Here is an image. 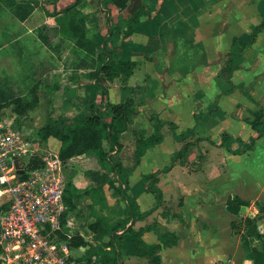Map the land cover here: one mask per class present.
I'll list each match as a JSON object with an SVG mask.
<instances>
[{
  "label": "crops",
  "instance_id": "1",
  "mask_svg": "<svg viewBox=\"0 0 264 264\" xmlns=\"http://www.w3.org/2000/svg\"><path fill=\"white\" fill-rule=\"evenodd\" d=\"M15 1L32 3L34 9L26 19L19 20L7 7L0 6V12L4 10L23 27L17 34L0 32V39L15 42L13 51L21 62L22 74L11 76V90L19 86L21 91L16 95L23 98L28 97L26 87H30L29 92L39 90L37 100L40 97L50 103V109L58 113L53 115L56 119L87 115L101 94L87 69L73 67L72 42L65 40L52 51L33 32L40 23L47 29L56 26L61 10L74 0ZM130 1L123 8L103 1L109 12L105 34L95 29L96 16L90 6L81 10L79 3L76 6L84 20L86 37L95 41H101L116 22H122L116 41H108L107 46L119 49L120 60L134 62L128 75L104 83L110 101L132 98L135 109L127 129L119 136L120 150L111 153L129 167L127 196L139 212L149 211L142 219H129L126 226L143 228L146 245L159 244L155 254L158 262L153 261L154 255L133 254L130 236L123 229L118 231L123 238L118 260L120 264H212L215 260L254 264L241 244L242 238H247L251 246L262 250L264 243V25L256 29L264 20V0H135L136 5ZM141 6L155 7L152 18L141 15L133 31L123 38L126 20L135 7ZM88 26L96 35L88 33ZM58 37L53 38L58 42ZM33 39L43 45L44 55L47 51L52 56L33 58V51H27L28 44L35 47ZM232 51L233 68L226 79L221 70L226 54ZM20 54H26V58ZM33 71L38 74L33 75ZM45 115L37 120L38 127L45 123ZM157 128L162 139L143 145L138 163L131 168L136 134L145 139L154 136ZM185 143L189 147L184 161H176L158 176L162 199L156 205L154 196L145 190L143 175L167 165ZM55 145L57 150L59 142ZM124 154L129 155L128 161L123 159ZM73 185L78 193L85 192L74 198L71 211L77 207L76 198L95 192L93 187L81 190ZM233 197L246 202L236 214L226 206L228 198ZM100 198L106 201L104 196ZM120 199L126 212V202L121 195ZM97 216L103 218L102 213ZM245 217L255 218L254 232L263 234L261 238L246 236ZM232 222L239 223V231L232 229ZM76 233L92 238L81 230ZM164 234L166 242L159 237ZM81 246L80 258L100 263L98 249L85 257L87 245Z\"/></svg>",
  "mask_w": 264,
  "mask_h": 264
},
{
  "label": "trees",
  "instance_id": "2",
  "mask_svg": "<svg viewBox=\"0 0 264 264\" xmlns=\"http://www.w3.org/2000/svg\"><path fill=\"white\" fill-rule=\"evenodd\" d=\"M127 1L106 0V2H112L118 8L126 6ZM79 2L80 0H74L73 3L61 10L62 14L57 18L56 26L48 28L49 34H41L40 29L37 33L40 40L48 49L57 50L63 45V41L65 40L72 42L71 49L74 56L73 67L76 69H87L89 71V77L93 79L95 87L100 90V100L92 106L87 115L73 117L68 121L53 118L47 112L45 115V123L36 129L35 136L43 144L50 147H53L51 145L53 140L59 142L57 154L63 161H67L73 156L95 153L101 163L109 166L113 179L118 183L116 189L126 202L127 217L125 219L114 224H109L106 220L97 216L93 222L89 223V229L93 239L92 242L87 243L83 236L74 233L68 240L69 244L74 247L87 245L85 257H90L98 249L102 254L99 264H120L118 252L123 238L121 234H118V231L123 229L130 236L132 253L136 255H154L153 261L157 263L158 256L155 254L157 248H159V244L146 245L142 239L143 228L134 230L131 225L126 226L129 219H142L149 211L139 212L127 196L128 169L119 160H116L111 153L112 151L118 152L120 150L121 143L119 136L127 129L135 113V109L132 98H125L119 102L110 101L108 90L104 83L112 81L114 77L119 75H128L134 67V62L120 60L118 58L119 49L116 46H107L106 40L100 42L86 37L83 17L76 8ZM162 2L163 0H161ZM1 5L7 7L19 20L26 19L34 9V4L32 3L16 2L15 0H0ZM152 9H155V7H135L131 16L125 22L122 37H127L133 31L141 15L152 18ZM263 25L264 20L256 29H260ZM43 28L41 27V29ZM54 35L59 36L58 42L51 44L48 38L50 36L53 38ZM232 53L233 51L226 54L225 65L221 70L226 79H229L233 68L231 62ZM11 83V76L0 77V110L11 105L12 111L17 119L20 117L25 118L26 113L37 105L36 92L34 89H31L30 96L25 98L20 95L12 96ZM169 125L173 128L172 124L169 123ZM161 139L162 135L158 132V128L154 136L145 139L140 134H136L135 149L133 151L134 161L131 168L138 163L143 145L146 143H158ZM104 144H106V147H104ZM188 147L189 143H185L171 155L167 165L143 175V179L146 181L145 190L154 196L156 205H159L162 199L161 190L157 186L158 176L168 171L170 166L176 161L183 162ZM34 164H38V161H34ZM78 195L77 189L68 181L63 194V201L66 208L60 218V223L64 231L66 230L65 221L67 213L75 208L74 198ZM245 203V201L238 197L228 198L226 202L227 210L236 214L238 213L239 206ZM259 217L260 215L257 218ZM243 223L246 227V236L255 234L256 237H262L263 234L257 231L254 232L256 226L255 218L245 217ZM232 229L239 231V223L232 222ZM165 235L167 234L159 236L164 242L167 241ZM60 237L66 238L63 233H60ZM105 237L108 239L103 241ZM103 246L109 248L103 249ZM241 246L245 256L252 259L254 264H264V243L262 250H258L255 246L250 245L247 238H242Z\"/></svg>",
  "mask_w": 264,
  "mask_h": 264
},
{
  "label": "built area",
  "instance_id": "3",
  "mask_svg": "<svg viewBox=\"0 0 264 264\" xmlns=\"http://www.w3.org/2000/svg\"><path fill=\"white\" fill-rule=\"evenodd\" d=\"M11 120L0 110L1 264H95L80 258L78 251L84 248L69 244L74 233L64 231L60 223L66 208V161L57 150H47L33 129Z\"/></svg>",
  "mask_w": 264,
  "mask_h": 264
},
{
  "label": "rangeland",
  "instance_id": "4",
  "mask_svg": "<svg viewBox=\"0 0 264 264\" xmlns=\"http://www.w3.org/2000/svg\"><path fill=\"white\" fill-rule=\"evenodd\" d=\"M48 1H52V0H48ZM103 1L106 0H80L79 2L80 10L81 8H86L87 6H90L92 10L91 12H94L96 16L94 18L95 29L98 31V34L99 32H103L105 34V26H107L106 13H109L107 12L108 9L106 10L104 9L105 5ZM130 2L131 4L136 5L135 0L134 1L131 0ZM92 21L93 20H90V22ZM115 24H116L115 28L111 31V33L109 34L107 33L108 35H104L102 33L100 34L102 36L104 35L102 38H100L102 39L101 40L102 42L105 40L107 42L116 41L117 38L115 39L114 37L119 32L118 29L120 26H122V22L118 21ZM43 26L44 24L40 23L36 28H34L33 32L37 35V37H38L37 32L39 29L41 30V34H47L49 32V30L48 29L46 30L45 27L41 29V27ZM22 28L23 27L19 26L18 22H16L15 19H13V16L7 14L4 10L0 12V32L5 33V35L17 34L18 32L21 31ZM87 28H88V33L90 35L95 33V30H93L91 34V32L89 31V26ZM3 38L6 39L7 36H3ZM96 40L98 39L96 38ZM12 42L11 43L9 41L5 42V40L0 39V52L2 51V53L0 54V73L13 76L14 78V76H18L22 74V72H21V62H19L18 59L19 56L13 51V45L15 42L13 43ZM33 42H37L35 43V47H31L30 46L31 43H30L28 44V48H27V51L29 53L30 51H33V58L38 60V58L40 59L41 57H45L49 54L46 51L44 55V53L41 51L43 45L39 44L40 41H38L37 39H33ZM50 42L51 44H53L56 43L57 41L56 39L50 37ZM46 50L48 49L46 48ZM52 51H55V49H53ZM22 55H23L22 57L25 59L26 54H22ZM48 56H52V55L50 54ZM29 71H30L29 73L32 75V70ZM36 74H38V72L33 71V75ZM30 78L31 77H29V79ZM28 87L25 88V91L27 96L29 97L30 87L29 88ZM11 91H12V96H15L16 94L20 93L21 89L19 86L16 85L13 87ZM35 92H37L38 95L40 94L39 90ZM38 100H37V105L26 113L25 118L20 117L19 119H17L12 111L11 105L2 108V115L7 119L10 118V120L12 118L11 123L15 126H23L25 128L33 129L35 135L36 129L39 128L37 120H39L41 114L45 115V113L49 112L50 115L52 113L51 117H53V115L56 114L58 115V113H55L53 108L50 109V105H51L50 103L48 102L45 103L44 101H41L40 97H38ZM61 120L68 121L70 119H61ZM55 144H57V141L53 140L51 143L53 147L46 145L47 150L55 151L56 150ZM105 146L106 145L104 144V147ZM114 158L116 160H120V157L118 155L114 156ZM129 158H130L129 155L127 154L123 155V159H125L126 161H128ZM66 171H67V180L70 181L72 185L75 184V186H77L81 190L83 189L86 190V188H91V187L95 188V192L93 194L86 196L82 195L75 199L77 207L74 211H71V214H69V212L67 213V218L65 221V225H66L65 228L68 232H71L70 230H72L73 233H76L81 230V232H83L84 234L89 233L90 232L89 222L95 220L96 216L101 213L103 214V219L106 220L107 222L109 221V223L112 224L117 223L122 218L126 217V212L124 207L125 203L120 199L119 192L116 189L118 183L117 181H115V179H113L109 166L107 164L101 163L98 160L95 153H88L81 159L74 157L73 159L66 161ZM83 192L85 191H79V194H82ZM100 196H104V199L107 201V203L108 201L109 202L111 201V204L106 205V201L100 200L102 199L100 198ZM1 200L2 198H0V204H1ZM104 207H108V208H104ZM84 238L88 240V243H91V241L93 240L92 238L87 237L86 235Z\"/></svg>",
  "mask_w": 264,
  "mask_h": 264
}]
</instances>
